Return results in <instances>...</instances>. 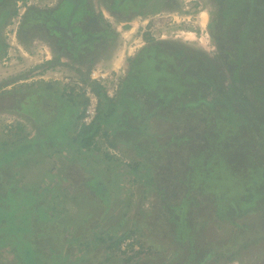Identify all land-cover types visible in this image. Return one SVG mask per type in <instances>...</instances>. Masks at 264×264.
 Returning <instances> with one entry per match:
<instances>
[{"label":"rangeland","instance_id":"1","mask_svg":"<svg viewBox=\"0 0 264 264\" xmlns=\"http://www.w3.org/2000/svg\"><path fill=\"white\" fill-rule=\"evenodd\" d=\"M15 1L19 14L23 15L30 7L48 10L58 4V0ZM92 2L94 9L98 13L102 12L118 34L117 39L97 55L93 64H90V59L80 64L71 58H63L65 65L47 72L43 75L46 79L30 76L36 66L52 60L57 54L56 49L52 47L53 40L46 39L43 33L36 31L22 34L23 37L20 38L23 19L18 27L16 39L11 31L16 28V18L10 19L2 30V36L9 44V49L7 57L0 61V142L4 141V144L9 145L5 148L2 144L0 148V155L4 157L0 161V177L8 176L7 172L16 174L17 179L23 183V188L13 187L11 184L6 186V190L0 186V264H203V261L193 259L195 251L198 247L204 251L210 250L212 246L215 247L218 257L215 255L212 260H208L213 256L210 253L206 256L207 261L204 264H263L264 239L259 243L251 241L250 235L254 234L251 229L238 228L228 220L215 218L218 209L214 206L216 197L210 188L214 183H218L224 191L235 187L240 189L241 186L237 185L238 178L233 174L230 176L229 173L238 171L240 175L247 176L248 172L240 171L241 167L235 164L231 171L222 158L213 163L215 169L210 163L212 171L208 169L203 173L204 180L195 189L200 197H197L200 205H195L189 216L194 230L198 229L194 235V245L189 246L186 243L183 246L172 242L176 226L169 222L170 210L165 204L169 200L171 205L177 206L186 196L184 184L190 181V173L186 182L181 179L184 180L183 173L188 171L186 162L189 156L198 151H209L211 146L214 149L217 144L215 142L219 139L215 130L226 133L229 141L238 145H241V140L247 139L248 132L244 128L242 116L238 115L234 120H230L228 115H221L226 114V109H222L225 108L224 105L211 109V106L208 107L202 101L201 96L209 99L212 96L220 97L222 90L211 87L207 89V86L200 83L192 87L191 91L186 90L183 100L178 101L169 98V95L174 93L175 87L186 85L176 79L166 80V83L159 84L158 92L149 98L145 95L140 97L142 110L150 106L152 110H156V115L147 118L146 114H137L136 110H128V113L123 114L127 115L125 119L128 126L134 130H139L140 127L144 129L138 141H129L127 135H123L125 139L111 136L109 140L100 136L96 140L100 150L94 149L84 153L86 159L82 163L77 159L67 162L65 158L51 156L52 146H62L61 142L68 139L69 118L58 116L57 121H52L53 118L41 110L38 111V116L36 112L33 115L34 105L29 101L27 109L31 113L22 115L10 111L16 107V97H21V93L27 90L29 85L36 86L41 83L45 87L48 83L53 84V91L47 92V96L51 98L48 102L51 104V100L61 96L63 86H76L77 81L81 82L82 75L78 73V69H82L84 73L89 71L90 74L94 68L100 66L111 72L110 63L122 59L121 65V61L117 62L118 66H121L118 69L121 80L118 91L120 93L129 73V59L136 57L149 44L145 39L147 37L153 41L174 42L196 51L205 52L208 47L207 25L210 18L212 20V6H215L209 0H174V6L160 4V7L149 9V14L137 16L131 21L118 20L112 16L101 0ZM261 4L264 5V0ZM263 14L264 11L261 15ZM262 25L257 35L249 39L254 45L253 50H250L253 52H249V55H246L247 61L243 62L249 70L248 78L257 82H264V21ZM230 29L233 30L234 27L228 30ZM20 79L23 80L18 81ZM164 88L168 90L163 92ZM56 90L58 91L55 94ZM75 94L83 95L78 87ZM193 100H198L196 102L200 105L190 107L195 102H188ZM158 103L161 105L160 109ZM257 106L258 110L264 108L260 102ZM121 111L123 110L119 112ZM37 118H44L43 122H52L43 131L45 133H41L42 136H38L40 125L35 123ZM237 125L239 126L236 127ZM206 133L213 139L215 137V141L208 142L204 136ZM132 135L137 137L138 133L134 132ZM20 138H26L25 142L13 143ZM250 138L248 142L251 141L249 145L252 148L253 161L264 167V146L260 145L259 137L252 135ZM70 142L63 143V146H73ZM114 142L118 144L116 147L112 145ZM41 144V152L49 150V156H44L40 161H36L38 158L27 160L24 154L17 155L18 152L25 153L26 150ZM139 150L149 154L140 157ZM114 151L118 152V155H115ZM13 154L17 155L14 159L16 162L10 163L8 161L13 158ZM145 157L150 160H145ZM247 159L244 154V157L237 161L240 164V161ZM142 161L149 163L148 171L133 169L136 165L141 167ZM10 165L13 166L11 172ZM255 180L254 176L253 183ZM156 182L159 183L160 191L167 188L165 193L157 191ZM249 190L258 194L246 187V191ZM31 195L38 200H32ZM161 195H164V200ZM260 203L261 209L250 216H242L237 222L249 225L255 221L256 225H261L264 230V199ZM54 205H59V208L56 209ZM53 219L58 222L54 221L44 235L37 237L40 232L34 231L51 223ZM124 233L132 235L127 238V246L112 248L109 236L117 238ZM34 237L36 238L33 239ZM246 242L251 243L248 248L242 246L245 245L242 243ZM227 252L231 254L224 255ZM233 254L234 257L228 260ZM64 255L66 257H63Z\"/></svg>","mask_w":264,"mask_h":264},{"label":"trees","instance_id":"2","mask_svg":"<svg viewBox=\"0 0 264 264\" xmlns=\"http://www.w3.org/2000/svg\"><path fill=\"white\" fill-rule=\"evenodd\" d=\"M173 1L174 0H169V2H167V0H101L103 6L109 11V13L122 21H131L137 16L149 14V9H154L160 4L163 6H174V3H172ZM261 1L262 0H232L233 3L229 18H235L234 20L238 22L243 19L246 26L248 25L247 33H249V31L253 32L255 26L258 23L262 24L264 21V14L261 15L262 13L260 14L258 11L260 9L263 11ZM253 5H256L257 10H255L254 7H250ZM18 15L19 12L16 8L15 0H0V61L7 57L9 49V44L6 43L2 36V30L10 19H14L18 17ZM22 19L23 21L19 34L20 38L23 37L22 34H27L28 32L31 33L36 31L43 33L46 39L53 40L52 47L57 51V54L52 60L36 66L31 71L30 78L43 76L47 72L55 70L58 66L64 64L62 62L63 58H71L72 61L80 64L83 63V61L90 59V64H93L97 60V55L107 49L109 45L111 46L118 37V34H116L112 29L111 24L104 18L102 12L98 13L94 9L92 0H58V4L54 8L48 10H40L35 7H30L26 10ZM145 39L149 44H147L136 55V57L129 59V73L122 84L120 93H118L119 96L117 101L107 96L105 85L91 80L89 71L84 73L82 72V69L77 68L78 73L80 72V75H82L81 82H83L84 85L90 86L94 93L99 97L97 115L91 124L86 125L83 123L88 100L83 95L75 94L77 87L74 85L71 86L70 84L63 86L61 96H57L54 101L51 100V104L48 102L51 98L49 95L47 96V92L50 90L53 91V84L48 83L45 87H43L41 83L40 85L37 83L36 86L38 87L35 85H29L27 90H23L21 97H16V107L10 111H16L22 115L25 113H31V111L27 109V104L31 102V104L34 105V110L32 111L33 115L36 112V116H38L37 113L41 110L43 113L46 112L50 115L53 118L52 121L54 119L57 121L58 116H63L64 119L69 118L70 121L68 120L69 125L67 128L68 139L65 140V142L69 143V141H71L70 143H73L74 145L72 144L73 146H69L66 144V146H63L65 142H61L62 146L53 145L51 148V156L65 158L67 162L77 159L79 163H82V161L86 159L84 153L92 152L94 149L100 150V147L96 144V140L100 136L109 140L111 136L122 138L123 135H127L129 141H138L139 136L142 137L144 129L140 127L139 130L135 129V131L134 128H131L126 124L125 118L127 115L124 116L123 114H126V112L128 113V110H136L138 112L137 114H146L145 117L147 118L156 115V110H152L153 108L150 106H147L145 110H142V100L140 97L145 95L149 98L155 92H158L159 84L166 83V80L176 79L177 82L181 84L184 83L185 78L187 77L186 70H190L191 75L194 76L193 79H196V81L203 80L204 72H202V66L200 67V65L204 66L203 69H205L206 65L204 62L205 59L195 53H190L180 44L174 42L153 41L150 37ZM231 51V57L234 59V62H232V59L231 64L235 65L237 63L239 66L236 68L234 67L235 69L232 66L230 67L232 70L230 71L229 69V73L227 74L229 79L226 77L224 79V81H229L228 85L223 81V83H220L214 69L209 72L210 77L205 79L207 89H209V87L212 89H220L222 90L220 93L221 96H212L210 99L201 96V98H203L202 101L204 104L208 107L211 106L209 107L211 109H214L218 105H224L225 108L222 109L224 111L226 109V114L223 113L221 115H228L230 120H234L238 115L242 116L244 120V128L248 132V135H246L247 139L244 141L241 140V145H238L234 141L230 142L226 133L222 134L215 130V132L218 133L217 137L219 136V139L215 142L217 144L214 145V149H212L213 146H211V150L209 149V151H198L189 156L188 162H186L188 171L183 173L184 180L181 179L182 182H186V177L188 173H190V181L184 184V193L186 196L181 199L180 204L177 206L171 205L169 200L167 201L168 203L165 204L170 210L169 216L171 219L169 222L176 226L175 234L172 236V242L183 244V246L186 243H188L189 246L194 245V239L196 237L194 235H196V231H198V229L194 230L195 227L189 220V216L193 210L192 208L195 205H200L199 199H197V197H200L198 193L195 192V189L202 183V180H204L203 173L208 169L212 171L210 163H212L213 169H215L216 167L213 163L220 158L226 162V166L231 171L235 164L236 166L241 167L239 168L240 171L247 170L248 172L247 176H245V174L240 175L238 171H232L231 174L229 173L230 176L233 174L234 177L238 178L239 183L237 185L241 186L240 189L239 187H235L224 191L222 185L218 183H214L210 188V191L213 192L215 195L214 197H216L214 206L217 207L218 212H215V218L228 220L238 228H243L245 230L251 229L254 232L253 235H250L251 241L259 243L264 239V230L261 225H256L255 221L249 225H242L237 222V219H240L242 216H250L256 213L258 209H261L260 206L262 205H260V202L264 199V167L253 161V156L251 155L252 148L251 145H249L251 141L248 142L249 138H252L253 135L254 137H259L261 141L260 145L264 146V108L257 109L259 102L262 103L264 107V82H257L254 79H249V70H241L243 66L242 63L238 61L240 60L237 56L238 51L236 52L235 49H231ZM247 52H250L251 54L253 51L248 50ZM191 57L194 58L191 60ZM247 58L248 57L245 56L242 59V62L247 61ZM186 66L189 69L186 68ZM21 80L23 79L18 81ZM162 90L165 92L168 89L164 88ZM186 90L191 91L192 87H175L174 93L169 95V98H172L173 100L178 99V101L183 100V93ZM57 91L58 90L54 93L56 94ZM22 98L23 102H21ZM196 101L198 102V100L189 101L188 103L195 102L192 103V106L190 107L200 105V103H197ZM188 103L185 104L187 105ZM160 106L161 105L158 103V109H160ZM53 108H55V110H53ZM120 110L123 111L120 113ZM52 112L54 113L51 114ZM43 120L44 118L35 119V123L40 125V133H38V136H42L41 133H45L43 131L52 124V122H47L46 120L43 122ZM238 126L239 125L236 127ZM124 129H128L129 131L125 132ZM131 132H135V134L138 133L137 137L133 136ZM204 136L208 142L215 141V137L213 139V137L208 136L207 133L204 134ZM123 138L125 139L126 137ZM25 140L26 138H20L13 143L20 144L24 143ZM115 141H117V139ZM119 141H123V139H119ZM3 142H0V148L2 144L5 148L9 145L7 143L4 144ZM112 145L113 147H116L118 144L114 142ZM41 150L42 144L38 146L36 145L35 148H31L30 150H26L25 153L20 154V152H18L19 154L17 155L24 154V158L26 159L27 157V160L32 161L38 158L36 161H40L44 156H49V150H44V152H41ZM138 152H140V157L149 154V152L141 150ZM244 154H246L248 159L246 161H240L239 164V161L237 160H241L242 156L244 157ZM17 155L15 156L13 154V158L8 162L15 163L16 161H14V159H16ZM3 158L4 157L0 155V161L3 160ZM145 160L149 161L150 159L145 157ZM148 164L149 163H144V161H142L141 167L139 165H133V169L148 171L150 168ZM207 164L208 166H206ZM9 169L11 172L13 166ZM1 173L3 174L2 170ZM7 175L8 176L0 177V186L6 188L7 185L10 186L12 184L13 187L20 186V188H23V183L21 180L17 179L16 174L11 175L7 172ZM254 176L256 177V180L253 183ZM158 185L159 183L156 182L155 187H158L157 191H160ZM246 187L252 189L253 192L255 190L258 194H254L250 192V190L246 191ZM166 189L167 188H164L160 192L165 193ZM6 190L8 189L6 188ZM27 192L29 193V191ZM31 197L33 196L31 195ZM161 197L164 200V195H161ZM34 199L38 200L37 197H33L32 200ZM54 207L58 209L59 205H54ZM51 216L56 217V215L53 214H51ZM68 220H70V217ZM54 221H57V219H53L51 223L44 225L42 228H37V230L34 231L40 232L37 234V237L44 235L46 230L52 227L55 223ZM161 227L163 226L161 225ZM190 232H192V235L189 236ZM131 233H124L117 238L110 235V246L119 249L123 241L126 240ZM35 238L36 237L33 239ZM188 240L190 242H188ZM233 240L234 239H231V241ZM64 242L67 243V241ZM250 242L242 243L245 244L242 246L248 248ZM215 250L216 249L213 246L210 250L205 251L198 247L193 259L196 258L197 260H201L204 264L205 261H207L205 258L208 254H213L208 260H212L215 255L218 257ZM190 252L192 251L190 250ZM230 254L231 252H227L224 255L228 256ZM63 257H66V255ZM233 257L234 254L230 256L228 260H231Z\"/></svg>","mask_w":264,"mask_h":264},{"label":"flooded vegetation","instance_id":"3","mask_svg":"<svg viewBox=\"0 0 264 264\" xmlns=\"http://www.w3.org/2000/svg\"><path fill=\"white\" fill-rule=\"evenodd\" d=\"M209 1L213 2V5L215 6L214 8L212 6V11H213L211 12L212 20L210 18V21L208 22L207 25V27L209 28V34H207L206 46L208 47L205 48V52L187 49V51H189L190 53H195L198 56H201L203 59H205L204 60V62L206 63L205 69H203L204 68L203 65H200V67L202 66V72H204L203 75L205 77L203 76V80L196 81V79H193L194 76L191 75L190 70H186L185 72L187 77L185 78L184 85H186L187 87H195L200 83H202L204 86H207L205 79L207 77H210L209 72H211L212 69H214L215 72L217 73L216 75L220 82L222 81L224 82L225 77L229 79L227 74L229 73L228 71L230 67L232 66L233 68L234 67L236 68L239 66L236 62L235 65L231 64V61L233 59L231 57L232 55L231 49H235L236 52L238 51L237 56L240 59L238 61L241 62L243 66L241 70L245 69L246 71L248 67L247 66L245 67V65L242 62V59L246 55H249L247 52L248 50H253L254 48V45L251 44L249 39L251 37L256 36L258 30L261 29V26H263L261 23H258L255 26L253 32L249 31V33H247L248 25L246 26V24L243 22L244 21L243 19L240 22H238L234 20L235 18H229L230 10L232 8V3H233L232 0H209ZM167 2H169V0H167ZM262 6L264 11V5ZM250 7H254L255 10H257L256 5ZM258 11L260 13L261 12L263 13L261 9ZM231 27H234V29L228 30ZM193 58L194 57H191V60ZM232 62H234V59ZM186 68L188 67L186 66ZM231 70L232 68L230 69V71ZM228 83L229 81L225 80V84L228 85Z\"/></svg>","mask_w":264,"mask_h":264},{"label":"built area","instance_id":"4","mask_svg":"<svg viewBox=\"0 0 264 264\" xmlns=\"http://www.w3.org/2000/svg\"><path fill=\"white\" fill-rule=\"evenodd\" d=\"M25 10V8H24ZM23 13H20L18 17H16L15 20H18L16 28L11 29L13 33V38L16 39L17 36V30L19 25L21 24V19L23 17ZM14 20V21H15ZM90 78L91 80L99 83V84H105L107 83L106 86V94L109 98L114 99L115 96L117 95L119 91V87L121 84V80L119 79L118 71L112 70L107 71L104 68L97 66L94 68L91 73H90ZM41 79H46V76H41ZM76 87L78 89L82 90L83 95L86 97L88 100V105L85 110V116L83 119V123L86 125H89L93 122L97 115V108H98V103H99V97L94 93L92 88L88 85H84L83 82L77 81L76 82ZM116 152V151H114ZM115 155H118V152H116ZM127 246V239L123 241L122 247L125 248Z\"/></svg>","mask_w":264,"mask_h":264},{"label":"crops","instance_id":"5","mask_svg":"<svg viewBox=\"0 0 264 264\" xmlns=\"http://www.w3.org/2000/svg\"><path fill=\"white\" fill-rule=\"evenodd\" d=\"M47 59H49V57L47 58ZM118 61H121V63L119 64V65H121L122 64V59H120V60H118ZM117 61V62H118ZM117 62H115V61H112V63H110V69H112V70H116V71H119L118 69H120L121 68V66H118V64H117ZM113 65V66H112Z\"/></svg>","mask_w":264,"mask_h":264},{"label":"bare ground","instance_id":"6","mask_svg":"<svg viewBox=\"0 0 264 264\" xmlns=\"http://www.w3.org/2000/svg\"><path fill=\"white\" fill-rule=\"evenodd\" d=\"M206 15V14H205ZM205 15H203V16H205ZM206 17V16H205Z\"/></svg>","mask_w":264,"mask_h":264}]
</instances>
